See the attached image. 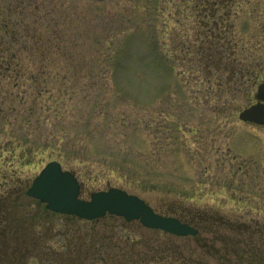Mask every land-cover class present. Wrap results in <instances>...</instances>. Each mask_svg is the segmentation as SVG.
I'll return each mask as SVG.
<instances>
[{
  "label": "rangeland",
  "instance_id": "rangeland-1",
  "mask_svg": "<svg viewBox=\"0 0 264 264\" xmlns=\"http://www.w3.org/2000/svg\"><path fill=\"white\" fill-rule=\"evenodd\" d=\"M229 4L234 61L256 82L228 79L223 64L212 70L195 54L205 31L197 25L213 22L202 0H46L78 58L64 73L77 93L64 117L46 111V126L32 130L27 164H4L0 149V195L17 191L0 201L5 223L17 233L36 218L4 264H264V126L239 120L264 83V0ZM50 161L75 174L84 199L120 188L161 215L202 216L204 226L176 237L116 216L54 214L27 195Z\"/></svg>",
  "mask_w": 264,
  "mask_h": 264
},
{
  "label": "trees",
  "instance_id": "trees-1",
  "mask_svg": "<svg viewBox=\"0 0 264 264\" xmlns=\"http://www.w3.org/2000/svg\"><path fill=\"white\" fill-rule=\"evenodd\" d=\"M202 1L205 7L211 4L208 16L213 22H199L197 25L205 31L199 33L194 41L195 54L204 58L207 67L212 70H218L223 64L228 79L243 73L249 74L253 82H256L258 73L250 69L245 70L234 61L233 51L237 47L229 33L231 26L227 19H230L232 11L229 2L234 3L235 0ZM205 10L208 12V9ZM220 11L224 12L222 17L227 21L223 24L216 22ZM51 14L46 0H0V137L8 136L2 143H5L6 148L0 149L1 152H6L4 164L10 166H14L18 158L21 163L27 164V158L35 152L28 148L38 141L35 136H31L32 130L46 126V111H54L57 119L64 117L62 110L66 107V111H69V105L64 101L74 99L77 93L64 85L68 79L64 73L68 64L76 66L78 58L72 54L67 55L69 38L66 36L65 26ZM53 72L57 73L56 78H51ZM39 112L43 114L39 116ZM17 125H21V135L13 131ZM54 141L55 139L50 138L46 149L53 145ZM2 157L3 155H0V158ZM8 177L15 178V175L6 173L5 177L3 176L5 179ZM6 192L0 195V201L17 193L12 188ZM8 214L9 212L1 206L0 264H4V259L7 258L4 251L9 249L8 246H17L18 235V243H25L26 231L32 229L33 220L36 221V218L30 217L21 222L17 234L16 229L10 226L13 224H6ZM179 219L195 227L204 224L201 221L202 216H197L194 224L193 219Z\"/></svg>",
  "mask_w": 264,
  "mask_h": 264
},
{
  "label": "water",
  "instance_id": "water-1",
  "mask_svg": "<svg viewBox=\"0 0 264 264\" xmlns=\"http://www.w3.org/2000/svg\"><path fill=\"white\" fill-rule=\"evenodd\" d=\"M257 99L258 103L239 114V120L264 126V83L259 86ZM27 195L45 203L50 211L84 220L93 221L110 214L123 217L128 222L138 220L146 228L180 237L198 234V229L193 226L175 217L157 214L144 200L122 189L112 188L93 193L90 200L81 199V185L77 177L72 172L65 171L58 161L45 166Z\"/></svg>",
  "mask_w": 264,
  "mask_h": 264
}]
</instances>
